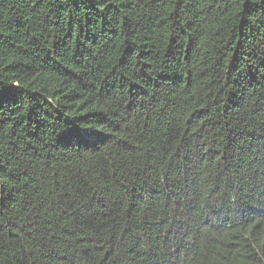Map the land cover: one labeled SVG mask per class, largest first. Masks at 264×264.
I'll list each match as a JSON object with an SVG mask.
<instances>
[{
	"label": "trees",
	"instance_id": "1",
	"mask_svg": "<svg viewBox=\"0 0 264 264\" xmlns=\"http://www.w3.org/2000/svg\"><path fill=\"white\" fill-rule=\"evenodd\" d=\"M0 264H264V0H0Z\"/></svg>",
	"mask_w": 264,
	"mask_h": 264
}]
</instances>
